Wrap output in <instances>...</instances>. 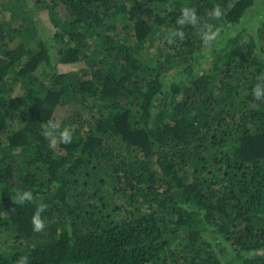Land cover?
<instances>
[{
    "label": "trees",
    "instance_id": "obj_1",
    "mask_svg": "<svg viewBox=\"0 0 264 264\" xmlns=\"http://www.w3.org/2000/svg\"><path fill=\"white\" fill-rule=\"evenodd\" d=\"M230 2L226 41L205 46L191 24L167 39L183 8L205 21ZM256 2L0 0V264H264V22L243 25Z\"/></svg>",
    "mask_w": 264,
    "mask_h": 264
},
{
    "label": "clouds",
    "instance_id": "obj_2",
    "mask_svg": "<svg viewBox=\"0 0 264 264\" xmlns=\"http://www.w3.org/2000/svg\"><path fill=\"white\" fill-rule=\"evenodd\" d=\"M232 7H234V2H230L226 8H222L218 4L215 5L210 11L209 19L205 21H200L194 8L185 7L182 9L181 16L177 21V24L180 27L176 29H169L167 39H169V42H172L175 38L182 40L184 38V32L182 31L183 26L191 24L193 26L199 25L200 37L205 46H210L213 42L217 41H226L232 31L235 30L232 24H228L225 21L226 11ZM210 20L222 23L213 24L209 22ZM247 23L249 25L256 23V25L259 26L258 22L253 20H249ZM225 33H227V35H225ZM252 96L256 101H264V76H257L256 83L252 88ZM48 131L55 133L53 142L58 140L61 143L68 144L72 141L71 131L67 128L60 130L56 124L49 122L46 134ZM33 199L34 197L32 192L30 190H25L23 192H17L15 203L23 205L26 202H32ZM47 207L48 206L44 203L39 204L31 217V224L35 232H43L46 227L45 220L41 214L47 210ZM15 264H29V257L27 255H21L15 261Z\"/></svg>",
    "mask_w": 264,
    "mask_h": 264
},
{
    "label": "rangeland",
    "instance_id": "obj_3",
    "mask_svg": "<svg viewBox=\"0 0 264 264\" xmlns=\"http://www.w3.org/2000/svg\"><path fill=\"white\" fill-rule=\"evenodd\" d=\"M37 19H38V23H39V26L41 29L45 28L47 31L53 30L54 27L52 26V23H51L49 17L47 16V13L42 12L41 14L38 15ZM249 20H253L255 22H258L259 26H257L256 23L249 25L247 23V21H249ZM263 22H264V0H257L254 7L250 9V11L247 15L246 21L243 23L244 27L246 28V31L244 32L245 37H248L250 35L255 34L254 33L255 30L258 27H261V24ZM261 34H262L263 43H264V29L261 30ZM158 35H159L158 33L151 35L150 36L151 38L148 39L147 41H145V47L154 46L156 44V41L154 42V39ZM147 50H145V51H147ZM151 50H153V48H151ZM206 61H207V59H206ZM206 61H204V63H205L204 66L208 67V62H206ZM83 66H84V62L58 64L57 70L59 72H65V71H70V70H77ZM36 74L39 77H41L42 79L46 80L48 78V77H46L48 74V69L43 70L42 67H39Z\"/></svg>",
    "mask_w": 264,
    "mask_h": 264
}]
</instances>
